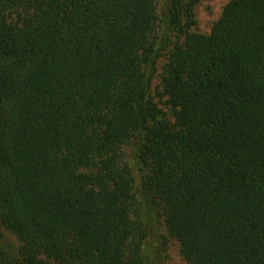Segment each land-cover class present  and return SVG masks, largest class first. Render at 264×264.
<instances>
[{
	"label": "trees",
	"instance_id": "trees-1",
	"mask_svg": "<svg viewBox=\"0 0 264 264\" xmlns=\"http://www.w3.org/2000/svg\"><path fill=\"white\" fill-rule=\"evenodd\" d=\"M167 3L173 120L155 0H0V264H132L128 144L187 264H264V0Z\"/></svg>",
	"mask_w": 264,
	"mask_h": 264
},
{
	"label": "rangeland",
	"instance_id": "rangeland-1",
	"mask_svg": "<svg viewBox=\"0 0 264 264\" xmlns=\"http://www.w3.org/2000/svg\"><path fill=\"white\" fill-rule=\"evenodd\" d=\"M196 25L194 29L208 33L221 15L228 0H193ZM158 17L161 23L159 36V54L153 64V76L149 87V97L160 107L171 120L174 119V108L167 100L163 89L164 65L167 61L170 43L175 39L173 30L167 26V0H155ZM124 159L130 166L134 183L132 187L133 210L131 219L133 234L126 247V257L132 264H187L180 252L177 240L168 232L164 212L160 203L147 190L149 172L146 166L136 158L131 144L124 146ZM86 168L85 170H88ZM0 248L12 257H20L22 242L18 237L0 223ZM41 264H57L51 259H42Z\"/></svg>",
	"mask_w": 264,
	"mask_h": 264
}]
</instances>
